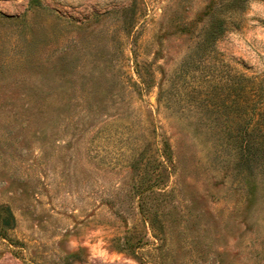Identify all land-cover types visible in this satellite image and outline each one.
I'll return each mask as SVG.
<instances>
[{
    "label": "rangeland",
    "instance_id": "1",
    "mask_svg": "<svg viewBox=\"0 0 264 264\" xmlns=\"http://www.w3.org/2000/svg\"><path fill=\"white\" fill-rule=\"evenodd\" d=\"M0 264H264V0H0Z\"/></svg>",
    "mask_w": 264,
    "mask_h": 264
},
{
    "label": "trees",
    "instance_id": "2",
    "mask_svg": "<svg viewBox=\"0 0 264 264\" xmlns=\"http://www.w3.org/2000/svg\"><path fill=\"white\" fill-rule=\"evenodd\" d=\"M207 9H208V8H207ZM210 9H211V6H210L209 10H210ZM209 10L205 11L204 16L209 15V14L211 13L212 10H211L210 12H209ZM216 15H217V14H214V13H213V14L211 15V17L216 16ZM219 21H221V20H219ZM208 31L210 32L211 35H213V34H218V35H220V34L222 33L220 30L217 31V27H212V28H210ZM216 31H217V32H216ZM261 116H263V115H261ZM6 211H7V210H6ZM12 220H13V218H12L11 213H10L9 211H7L6 214H5V217H4V221H3L6 230H7V229H10V225H11Z\"/></svg>",
    "mask_w": 264,
    "mask_h": 264
}]
</instances>
